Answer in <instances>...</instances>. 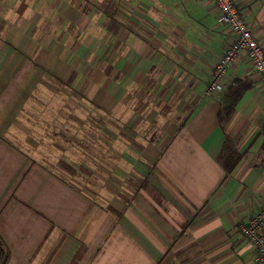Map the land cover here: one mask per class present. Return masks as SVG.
<instances>
[{
  "label": "crops",
  "instance_id": "1",
  "mask_svg": "<svg viewBox=\"0 0 264 264\" xmlns=\"http://www.w3.org/2000/svg\"><path fill=\"white\" fill-rule=\"evenodd\" d=\"M234 2L264 47V0ZM233 40L213 0H0V264H257L264 84L241 54L207 94ZM46 74L105 125L28 109L25 153L6 134Z\"/></svg>",
  "mask_w": 264,
  "mask_h": 264
},
{
  "label": "built area",
  "instance_id": "2",
  "mask_svg": "<svg viewBox=\"0 0 264 264\" xmlns=\"http://www.w3.org/2000/svg\"><path fill=\"white\" fill-rule=\"evenodd\" d=\"M220 12L221 22L234 35V40L222 57L214 63L208 95L220 93L225 80L241 54H246L264 84V47L254 34L253 27L242 16L234 0H213ZM239 232L255 246L256 263L264 264V206L247 224H240Z\"/></svg>",
  "mask_w": 264,
  "mask_h": 264
},
{
  "label": "trees",
  "instance_id": "3",
  "mask_svg": "<svg viewBox=\"0 0 264 264\" xmlns=\"http://www.w3.org/2000/svg\"><path fill=\"white\" fill-rule=\"evenodd\" d=\"M45 76L51 81L53 86L56 87V89H52V90L55 92L54 96H55V98L58 101L57 102H53L55 107L51 105L50 108L51 109H55L58 112L60 110H63L65 112V114L63 116V119L65 118L68 124H70V123H79L81 125L87 126V125L96 124V123H94V121H95V122L100 123V125H98L100 127L105 125V120L101 116V114L99 112L100 110L93 104H89L88 106L90 107V109L95 114H91L90 112L84 110L85 112L82 111L83 115H79L75 111H72L71 108H69V107L66 108L65 100H68L69 97L74 94V91H75L74 88H71V87H69L67 85L62 84L61 82H59L58 80L54 79L49 74H46ZM48 90H50V89H46V91L43 94L47 95L48 94L47 93ZM38 93H39V87H37V88H35L33 90L29 100L26 102L25 106L21 109V112H20L19 116L21 115L20 117H22V116L25 115L26 116V121H27V118L29 119V125H31V126H40V128L43 130L44 127H45L44 126L45 125L44 117L40 118V117H37V116H35V117L31 116V115H29V113L27 111L28 109H31V110L37 109L38 111L43 112L42 110L45 109V108H41L44 105V102L41 100V98L36 97ZM47 109H49V108H47ZM231 111H232L231 108H225L224 112L226 114H229ZM65 116H68V117L66 118ZM26 126H27V124H26ZM17 131H19V132L16 133L18 136L16 134H14L15 132H11V131L7 132L6 139L7 140L9 139L15 146L17 145L16 142L17 143L19 142L20 145L18 147L25 153L31 151V149L28 148L27 143H26V141H27L26 138L27 137H29L30 135L32 137L33 136H39V135L43 137V134H40L38 131H34V127H31L28 132L26 130H24L23 127H21V130L17 129ZM52 135H53V141H54V140H58L60 137H65L67 134L62 133V132H60L57 129V130L53 131ZM73 135H75V134H73ZM78 135H82V133H80ZM92 139H95V138H94V136H93V134L91 132H88V133L84 134L83 140L89 143V147L84 148L85 149L84 150L85 154H90V152H91L90 144L92 142ZM56 151L58 152L59 150H56ZM34 160L35 161H39L41 163L43 161L41 156L35 157ZM42 166H44L45 168L49 169L55 175L57 173L59 174L58 171L53 169L47 163L46 164H42Z\"/></svg>",
  "mask_w": 264,
  "mask_h": 264
},
{
  "label": "rangeland",
  "instance_id": "4",
  "mask_svg": "<svg viewBox=\"0 0 264 264\" xmlns=\"http://www.w3.org/2000/svg\"><path fill=\"white\" fill-rule=\"evenodd\" d=\"M38 80H39L38 82L41 83V85L39 86V93L37 94L36 97L41 98V100L44 102V105L41 108L47 109V108H50L51 105L54 106L53 102H57L58 100L55 98V96H54L55 92L52 89H56V87L53 86L51 81L45 75H40ZM46 89H50V90L47 91V93H48L47 95H44L43 93L46 91ZM19 122L21 124L20 130H21V127H23L24 130L27 131V126H26L27 121H26L25 115L19 118ZM94 123H96V124H93L94 126L100 125V123H98V122L94 121ZM41 150H43V149H41ZM49 165L53 169H55L56 171L60 172L59 166H56L55 164H49ZM61 173H64V172H61ZM68 179H71L70 175H68ZM72 179H75V177H72ZM73 183H75V182H73ZM86 183H91V182L85 181V184Z\"/></svg>",
  "mask_w": 264,
  "mask_h": 264
}]
</instances>
